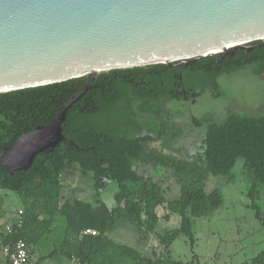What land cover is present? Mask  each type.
Masks as SVG:
<instances>
[{
    "label": "trees",
    "instance_id": "1",
    "mask_svg": "<svg viewBox=\"0 0 264 264\" xmlns=\"http://www.w3.org/2000/svg\"><path fill=\"white\" fill-rule=\"evenodd\" d=\"M252 64L260 65L259 72H264V45L250 52L237 51L231 57L211 54L190 66L155 63L99 72L68 109L58 145L38 153L29 168L13 174L0 163V245L25 241L34 264L56 258L76 264H195L196 254L191 261L182 262L172 258L170 247L184 235L194 248V218L212 213L223 203L221 191L209 189L207 183L211 176L228 183L238 160L249 181L248 206L264 227V210L257 202L264 188V106L256 114L229 111L222 121L192 117L193 129L202 127L204 133L189 158L151 147L154 142L166 146L169 140H177L179 126L169 133L164 123L158 131L125 136L93 125L103 122L101 117L120 103L123 92L154 114V122H174L179 116L167 104L172 100L196 102L206 90V86L187 87L185 73L208 78L216 85L223 74ZM87 80L88 74L0 92V153L21 135L50 124ZM139 165L168 170L178 194L169 198L164 181L145 175ZM73 174L80 183L89 181V187L79 190L70 184ZM113 187L109 205L102 192ZM8 193L18 197V213L2 220ZM172 217L178 226L159 231V224ZM8 224L10 231L5 230ZM129 225L140 242L147 244L154 236L158 246L147 251L115 244L110 233ZM88 228L96 234L84 233ZM114 244L120 251L113 249ZM250 264H264V250Z\"/></svg>",
    "mask_w": 264,
    "mask_h": 264
},
{
    "label": "water",
    "instance_id": "2",
    "mask_svg": "<svg viewBox=\"0 0 264 264\" xmlns=\"http://www.w3.org/2000/svg\"><path fill=\"white\" fill-rule=\"evenodd\" d=\"M262 45L264 0H0V92L88 74L54 120L21 135L0 163L13 174L58 145L68 109L101 71L190 66Z\"/></svg>",
    "mask_w": 264,
    "mask_h": 264
},
{
    "label": "rangeland",
    "instance_id": "3",
    "mask_svg": "<svg viewBox=\"0 0 264 264\" xmlns=\"http://www.w3.org/2000/svg\"><path fill=\"white\" fill-rule=\"evenodd\" d=\"M259 69L260 65L252 64L236 72L223 74L218 78L216 85H213L208 78L204 79L201 76L202 78L199 79L194 73H185L187 87L200 89L206 86V90L196 102L170 101L167 107L179 116L174 118V122H154V114L142 107L140 101L133 98V95L123 92L120 103L101 117L100 121L103 122H93V125L104 126L114 135L125 136H132L136 132L158 131L164 123L167 124L169 133L181 127L177 140H169L166 146L154 142L151 143V147L189 158L204 133L202 127L193 129L192 117L210 116L222 121L229 111L247 114L263 111L261 109L264 106V72L260 73ZM175 126L179 127L175 128ZM167 137L170 136L167 134ZM138 169L156 180H163L169 198L178 194V185L168 170L147 165H139ZM70 181V184L75 185L79 190L89 187V181L80 183L75 174L70 177ZM207 185L209 189L215 187L221 191L223 203L212 213L194 218L193 231L196 238L194 248H191L188 238L181 235L170 247L172 258L188 262L193 259V254H196L195 264H250L252 258L264 250V227L255 217V211L248 206L249 181L243 172L242 160L236 162L228 183L222 177L211 176ZM112 189L115 188H108L102 192V197L109 205L112 204ZM257 202L264 210V188ZM18 206V197L8 193L5 197L2 220L18 213ZM178 223L175 217H172L169 222L159 224L158 230L173 229ZM110 237L117 245L130 244L147 251L158 246V240L154 236H151L147 244L140 242L134 227L130 225L111 232ZM115 244L113 249L120 251V247ZM36 258L37 255H34V259ZM59 260V258L47 259L40 264H76L67 260L59 262Z\"/></svg>",
    "mask_w": 264,
    "mask_h": 264
},
{
    "label": "built area",
    "instance_id": "4",
    "mask_svg": "<svg viewBox=\"0 0 264 264\" xmlns=\"http://www.w3.org/2000/svg\"><path fill=\"white\" fill-rule=\"evenodd\" d=\"M5 230L10 231L11 225H6ZM84 233L96 234V230L88 228ZM0 260L3 264H34L28 245L21 239L0 245Z\"/></svg>",
    "mask_w": 264,
    "mask_h": 264
},
{
    "label": "crops",
    "instance_id": "5",
    "mask_svg": "<svg viewBox=\"0 0 264 264\" xmlns=\"http://www.w3.org/2000/svg\"><path fill=\"white\" fill-rule=\"evenodd\" d=\"M62 260L60 259L59 262H61ZM0 264H3V263H0ZM56 264H60V263H56Z\"/></svg>",
    "mask_w": 264,
    "mask_h": 264
},
{
    "label": "flooded vegetation",
    "instance_id": "6",
    "mask_svg": "<svg viewBox=\"0 0 264 264\" xmlns=\"http://www.w3.org/2000/svg\"><path fill=\"white\" fill-rule=\"evenodd\" d=\"M244 49H242V50H239L238 52H240V51H243Z\"/></svg>",
    "mask_w": 264,
    "mask_h": 264
},
{
    "label": "bare ground",
    "instance_id": "7",
    "mask_svg": "<svg viewBox=\"0 0 264 264\" xmlns=\"http://www.w3.org/2000/svg\"><path fill=\"white\" fill-rule=\"evenodd\" d=\"M220 50V49H219Z\"/></svg>",
    "mask_w": 264,
    "mask_h": 264
}]
</instances>
